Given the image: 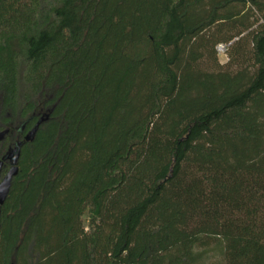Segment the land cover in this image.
I'll return each mask as SVG.
<instances>
[{
    "label": "trees",
    "instance_id": "trees-1",
    "mask_svg": "<svg viewBox=\"0 0 264 264\" xmlns=\"http://www.w3.org/2000/svg\"><path fill=\"white\" fill-rule=\"evenodd\" d=\"M41 119L0 264H264V0H0V159Z\"/></svg>",
    "mask_w": 264,
    "mask_h": 264
},
{
    "label": "water",
    "instance_id": "water-1",
    "mask_svg": "<svg viewBox=\"0 0 264 264\" xmlns=\"http://www.w3.org/2000/svg\"><path fill=\"white\" fill-rule=\"evenodd\" d=\"M46 119H48V117ZM44 121V119H41L36 124L35 128L26 134L24 142L18 143L13 150H11L5 157L0 159V207L5 204L11 190L12 181L18 175V161L21 154V148L23 147L24 143H30L34 141L38 129ZM8 134L9 130L0 131V144L5 141ZM7 161L10 162V168L6 175L1 179L4 164Z\"/></svg>",
    "mask_w": 264,
    "mask_h": 264
},
{
    "label": "rangeland",
    "instance_id": "rangeland-1",
    "mask_svg": "<svg viewBox=\"0 0 264 264\" xmlns=\"http://www.w3.org/2000/svg\"><path fill=\"white\" fill-rule=\"evenodd\" d=\"M220 45L225 46L226 47V50L229 47V44L228 45L220 44ZM218 47H219V45L216 47V51H217V55H218L219 62L221 64H225L228 61L227 53H226V51L225 52H220L218 50ZM5 148L6 147L3 148V151H6ZM0 150H2V149H0ZM3 177L4 176H1V179ZM84 219H85V224L87 226V223H88V220L87 219H88V217L86 216ZM208 255H209V258L207 259L206 264H220L222 262V257L220 255H218L217 253H215L214 251L213 252H210Z\"/></svg>",
    "mask_w": 264,
    "mask_h": 264
},
{
    "label": "built area",
    "instance_id": "built-area-1",
    "mask_svg": "<svg viewBox=\"0 0 264 264\" xmlns=\"http://www.w3.org/2000/svg\"><path fill=\"white\" fill-rule=\"evenodd\" d=\"M218 50L220 52H225L226 51V47L225 46H222V45H219Z\"/></svg>",
    "mask_w": 264,
    "mask_h": 264
},
{
    "label": "flooded vegetation",
    "instance_id": "flooded-vegetation-1",
    "mask_svg": "<svg viewBox=\"0 0 264 264\" xmlns=\"http://www.w3.org/2000/svg\"><path fill=\"white\" fill-rule=\"evenodd\" d=\"M8 162V161H7ZM8 164L10 165V162H8ZM5 176V175H4Z\"/></svg>",
    "mask_w": 264,
    "mask_h": 264
}]
</instances>
